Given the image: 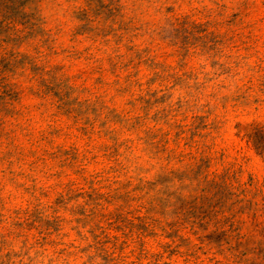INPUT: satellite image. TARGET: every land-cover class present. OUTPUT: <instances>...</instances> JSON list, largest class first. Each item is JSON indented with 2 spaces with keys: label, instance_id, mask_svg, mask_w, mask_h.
I'll list each match as a JSON object with an SVG mask.
<instances>
[{
  "label": "rangeland",
  "instance_id": "1",
  "mask_svg": "<svg viewBox=\"0 0 264 264\" xmlns=\"http://www.w3.org/2000/svg\"><path fill=\"white\" fill-rule=\"evenodd\" d=\"M0 264H264V0H0Z\"/></svg>",
  "mask_w": 264,
  "mask_h": 264
}]
</instances>
